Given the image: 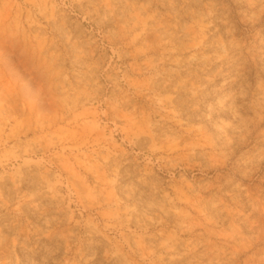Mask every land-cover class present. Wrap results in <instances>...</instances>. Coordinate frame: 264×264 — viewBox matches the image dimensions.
Segmentation results:
<instances>
[{
	"label": "rangeland",
	"instance_id": "obj_1",
	"mask_svg": "<svg viewBox=\"0 0 264 264\" xmlns=\"http://www.w3.org/2000/svg\"><path fill=\"white\" fill-rule=\"evenodd\" d=\"M0 264H264V0H0Z\"/></svg>",
	"mask_w": 264,
	"mask_h": 264
}]
</instances>
